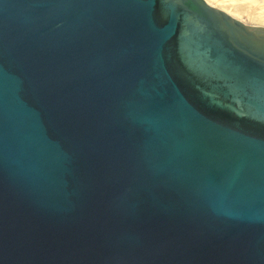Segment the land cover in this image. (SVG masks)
Returning a JSON list of instances; mask_svg holds the SVG:
<instances>
[{
    "label": "water",
    "instance_id": "1",
    "mask_svg": "<svg viewBox=\"0 0 264 264\" xmlns=\"http://www.w3.org/2000/svg\"><path fill=\"white\" fill-rule=\"evenodd\" d=\"M0 264H264V27L0 0Z\"/></svg>",
    "mask_w": 264,
    "mask_h": 264
},
{
    "label": "rangeland",
    "instance_id": "2",
    "mask_svg": "<svg viewBox=\"0 0 264 264\" xmlns=\"http://www.w3.org/2000/svg\"><path fill=\"white\" fill-rule=\"evenodd\" d=\"M215 5H216V8L220 9L222 8L221 10L227 12H231L233 11V4L234 5H237V4H254L256 7L257 10H259V12L261 13H264V0H211ZM240 1V2H239ZM225 2V3H223ZM255 2V3H254ZM225 4V5H224ZM228 4V5H227ZM232 4V6H231ZM224 7H223V6ZM227 6V7H226ZM231 6V7H230ZM230 7V8H229ZM262 10V11H261ZM243 15V16H242ZM246 15V16H244ZM242 18V19H241ZM238 20H242L243 23L245 24H248V25H251V26H256V27H264V23L261 22V21H256V20H253L249 15L248 13H242L240 15V19ZM246 20V21H245ZM252 20V21H251ZM249 21V22H247ZM251 22V23H250ZM254 22V23H253ZM259 23V24H258Z\"/></svg>",
    "mask_w": 264,
    "mask_h": 264
},
{
    "label": "bare ground",
    "instance_id": "3",
    "mask_svg": "<svg viewBox=\"0 0 264 264\" xmlns=\"http://www.w3.org/2000/svg\"><path fill=\"white\" fill-rule=\"evenodd\" d=\"M207 3H209L211 6L215 7L216 8V5L211 1V0H206ZM240 2V1H239ZM225 3V2H223ZM255 3V2H254ZM225 5V4H224ZM228 5V4H227ZM223 6V5H222ZM232 6V4H231ZM230 6V7H231ZM224 7V6H223ZM227 7V6H226ZM229 7V8H230ZM256 6L254 4H237V5H234L233 4V11L232 13L227 11L228 14H230L231 16H233L234 18L236 19H240V15L242 13H248V15L253 19V20H256V21H261L264 23V13H261L259 12V10H257L255 8ZM222 9V8H220ZM224 10V9H223ZM262 11V10H261ZM243 16V15H242ZM246 16V15H244ZM242 19V18H241ZM242 21V20H241ZM246 21V20H245ZM252 21V20H251ZM249 22V21H247ZM251 23V22H250ZM254 23V22H253ZM259 24V23H258Z\"/></svg>",
    "mask_w": 264,
    "mask_h": 264
}]
</instances>
